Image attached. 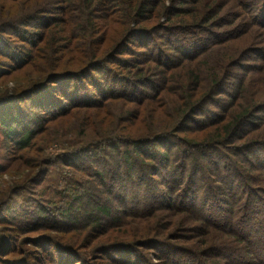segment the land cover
I'll return each mask as SVG.
<instances>
[{"label": "trees", "instance_id": "16d2710c", "mask_svg": "<svg viewBox=\"0 0 264 264\" xmlns=\"http://www.w3.org/2000/svg\"><path fill=\"white\" fill-rule=\"evenodd\" d=\"M17 1L4 0V7ZM45 5L36 2L34 12L44 9L40 14L16 19H21L14 31L22 46L10 48L0 37V55L10 60H0V77L28 71L27 87L0 95V128L19 151L40 153L34 141L45 128L46 114L51 122L119 99L157 110L162 96L176 91L179 101L165 123L154 114L145 120L138 108L130 121H147L145 130L126 133L104 120L94 137L50 154V162L88 176L92 187L82 191L78 181L64 206L39 204L35 216L4 230L27 232L37 225L54 232L99 230L110 238L103 251L119 253L129 264L140 263L145 248L165 250L174 264H212L216 258L264 264L259 251L264 247V98L250 90L254 73L261 72L256 62H264V0H51ZM30 21H36L34 31L20 28ZM156 37L173 53L157 42L152 46ZM245 38L248 47L230 58L231 43ZM37 63L40 68H34ZM22 99H30V105L8 111V103ZM200 132L206 135L199 138ZM166 211L188 214L193 225L185 221L177 231L192 232L187 241L201 237L193 247L165 242L168 227L159 222V212ZM149 218L143 231L121 230L124 220L136 224ZM2 232L0 244L8 235ZM40 237L56 244L58 261L69 255L86 262L73 249L77 241L65 247L54 237Z\"/></svg>", "mask_w": 264, "mask_h": 264}, {"label": "rangeland", "instance_id": "374dc122", "mask_svg": "<svg viewBox=\"0 0 264 264\" xmlns=\"http://www.w3.org/2000/svg\"><path fill=\"white\" fill-rule=\"evenodd\" d=\"M36 2L40 3L42 6L43 3L44 5L47 2L51 3V0H18L14 5L8 3L7 7H4V0H0V37H4L3 43L6 46L10 48H19L20 45L22 46L24 44L22 38L15 35L16 31H14V26L19 25L21 22V19L19 21H16V19L25 16L38 15L41 10H44L40 9L38 12L36 10V12H34L33 7ZM49 3L45 6L47 7ZM9 11L12 12L10 13ZM14 20L16 23H14ZM35 22L36 21H30L28 25H23L20 28L34 31L36 28L34 26L36 24ZM162 22H166L167 25L171 24L166 18L162 19ZM148 24H152L151 21H149ZM162 41V38L160 39L159 37H156L155 41H151V45L153 46L157 42L158 47L161 46L167 53H173L172 46L170 44H165V46H163ZM41 43L42 42L39 41L38 44H35L36 46L34 45V47L31 48L32 53H35L36 49L41 46ZM231 44L232 46L227 50L230 58L234 56L235 50H245L250 42L248 38H245ZM0 60L9 59L0 55ZM249 62L254 63L255 60L252 58ZM256 63L260 65L261 72L256 74L254 73V78L251 79L252 85L250 90L252 93L256 91V98L263 99L264 62L259 61ZM245 64L250 63L246 62ZM34 68H40V63L35 64ZM34 68H32V70H34ZM185 69L187 68L185 67ZM26 70L27 68L22 71L12 72L7 75L8 77L6 79H4L5 77H0V95L7 91H20L27 87L29 85V79L27 78L28 71ZM172 72H170V74H172ZM170 84L173 86L174 82ZM203 92H205V90H203L201 94H203ZM167 94V96H165V94L162 96L163 100L159 102L160 106L156 105L159 107L157 110H153L151 108L153 106H150L149 104H145L149 106L144 105L145 107L142 106L140 108L134 103L119 99L113 101L111 106L105 105L102 107L81 109L75 112V114H69L64 118H57L51 122H49L50 119L47 118L46 114L45 128L39 135H37L36 141H34L39 142L35 150H40V153H37L34 150L30 151L29 154H26L25 152L22 153V151H19L12 143H8L3 135L2 129L0 128V207L6 204V208L0 211V230L3 231L2 233H9V231L4 230L5 226L15 227L17 225H22V222H25L30 217H33L34 214L36 215L38 213L37 209H39V204L44 205L45 207L47 206V208H54V206L58 208L61 204L64 206L66 203V196L71 194V190L76 187L74 185L78 181L81 182L80 190L83 191V188H89L90 181L88 176L82 175L80 172L73 173L71 169L60 165L58 162L52 163L54 160L50 162V158L61 154L64 150L77 147L83 141H87L94 137L95 131L100 128L99 126L104 120L111 121V123H114V128L116 127L118 131L126 133L136 131L134 128L138 130H145L148 125L146 116L149 115H157V119L162 120L159 123H165L166 121L163 119L171 117L172 110L175 107L174 102L179 101L177 98L179 94L178 91L175 93L168 92ZM12 102L13 103H8L7 105L8 111L9 109H12V107L14 109V106H17L18 104L24 108L30 105V99H26V101L25 99H22L19 103L16 101ZM138 108L141 111L140 113L144 115L145 120H147L145 125H141L138 121H130L132 116L139 114ZM83 126H85V128ZM66 132H68L69 135H65V137L64 134ZM81 132H84V134L81 135ZM196 135L201 138L204 137L206 133L203 134V132H200L196 133ZM191 136H194V134H191ZM50 154L53 156L50 157ZM50 163L54 165L50 167ZM101 197L105 199L106 193H102ZM9 208L11 209V212L7 214V210ZM159 213L161 216L159 222L162 221V224H165V226L168 227V230L165 231L166 237L163 238L165 239V242H171V244L186 248L188 246L193 247L196 240L201 238L198 237L194 239L192 237L193 239H191V241H187L186 239H190L191 236H194L193 233L184 229L177 231L180 229L179 227L181 225H184L185 221L187 222L186 226L193 225V221H188V218H190L188 214L179 213L178 215H170L168 211ZM5 216L9 217L10 221H8V223L3 221ZM149 220L150 218L137 220L138 223L136 224H131L130 220H124V224L121 225V230L135 232L139 229L143 231L145 227L150 225L151 220L150 222H147ZM152 222H154V220ZM41 227L42 226L39 227L37 225V228L34 227V229L27 232L26 230L19 231L18 233L17 231H10L11 235H16V239L14 240L9 239L8 236H10V234L4 235L7 239L6 242L3 243H6L5 246H7V249L3 251V243L0 244V264H6L8 263L6 261L9 260H12V263L16 262L15 264H83L82 262L76 263L74 260H69V255L63 256L60 261H58V259H56V257H58L56 254V244L53 243L52 245V243L48 242L49 239H45L44 241L43 237L40 236L54 237L58 246L60 244L65 246L66 244L77 241L78 245H76L73 249H76L77 252L85 255L87 259L84 264H129V261L122 260L119 253H105V250L103 251L102 247L109 243L107 240L110 238L105 235H99V232H101L99 230L92 232H89L90 229L81 230V232H67L65 230L54 232L49 231L48 228L50 227L48 226H46V228ZM184 239L186 241H184ZM37 240H40L42 244L41 246H39L40 242L39 244L36 242ZM242 246L244 247V244H242ZM260 249L261 250L259 251L262 253L261 256H263L264 247L263 249ZM38 250L41 253H38ZM63 250L60 252L61 254L65 253ZM111 250L112 249L106 252H111ZM163 251L159 248H145L144 251L141 252L142 257H140V260L143 259L144 261L142 260L138 264H143L142 262H145V264H174L173 261H170L174 257H170V259H168L167 254ZM52 252L55 254V259L51 256ZM111 254H115L116 259H110ZM120 254L122 257H127L130 261L131 258L134 260L138 259V255H131L128 253ZM178 257L188 258L186 255H178L176 258ZM200 258L205 260L203 256ZM17 260H20V262H17ZM210 261L212 264H235L234 262H231L230 259L226 261L216 258ZM133 262L135 263V261Z\"/></svg>", "mask_w": 264, "mask_h": 264}]
</instances>
